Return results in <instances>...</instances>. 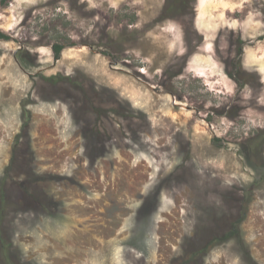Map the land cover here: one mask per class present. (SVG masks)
Returning a JSON list of instances; mask_svg holds the SVG:
<instances>
[{"label": "rangeland", "instance_id": "obj_1", "mask_svg": "<svg viewBox=\"0 0 264 264\" xmlns=\"http://www.w3.org/2000/svg\"><path fill=\"white\" fill-rule=\"evenodd\" d=\"M0 32V264H264V0H0Z\"/></svg>", "mask_w": 264, "mask_h": 264}, {"label": "trees", "instance_id": "obj_2", "mask_svg": "<svg viewBox=\"0 0 264 264\" xmlns=\"http://www.w3.org/2000/svg\"><path fill=\"white\" fill-rule=\"evenodd\" d=\"M0 38H5L7 39L8 37L5 36L4 34H2L0 32ZM64 49V46L60 45V44H56L54 46V55H55V59H59L60 58V55H61V52L62 50ZM237 82H240L239 80H237Z\"/></svg>", "mask_w": 264, "mask_h": 264}]
</instances>
